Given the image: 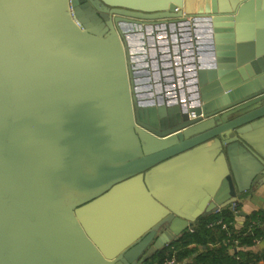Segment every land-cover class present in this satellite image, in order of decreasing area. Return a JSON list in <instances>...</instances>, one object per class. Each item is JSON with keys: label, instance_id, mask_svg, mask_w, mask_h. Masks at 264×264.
<instances>
[{"label": "water", "instance_id": "water-1", "mask_svg": "<svg viewBox=\"0 0 264 264\" xmlns=\"http://www.w3.org/2000/svg\"><path fill=\"white\" fill-rule=\"evenodd\" d=\"M263 128L264 0H0V264L147 261L264 184Z\"/></svg>", "mask_w": 264, "mask_h": 264}, {"label": "trees", "instance_id": "trees-1", "mask_svg": "<svg viewBox=\"0 0 264 264\" xmlns=\"http://www.w3.org/2000/svg\"><path fill=\"white\" fill-rule=\"evenodd\" d=\"M234 215L231 209L225 207L201 217L191 230L183 231L177 239L158 250L144 264H162L165 258L171 257H175L177 264H257L264 253L244 250V247L253 245L256 239L263 236L259 224H253L248 230L252 221L260 222V216L258 213L247 215L242 224H237L234 222ZM216 219L229 224V231L220 229L218 225L207 226ZM234 247L241 248L235 251Z\"/></svg>", "mask_w": 264, "mask_h": 264}, {"label": "crops", "instance_id": "crops-1", "mask_svg": "<svg viewBox=\"0 0 264 264\" xmlns=\"http://www.w3.org/2000/svg\"><path fill=\"white\" fill-rule=\"evenodd\" d=\"M158 39H159L158 40L159 43L149 44L148 50L151 49L156 52V49L161 47L166 52L164 56H167V58L165 57L164 61L162 62H164L165 67L169 65L173 68L171 74L167 73V75L165 76L167 81L169 82V84L165 86L170 87L176 85V75L173 70L174 67L176 66L175 64L176 52L174 48L176 49L177 43L175 40L172 41L167 33L160 34ZM156 57L157 54L155 57H153V59H156ZM253 141L256 142L257 145L261 147V149L264 150V128L259 130L258 133L253 135ZM220 169H221L220 162L218 159L214 158L213 154L210 153L202 154L198 157L193 158L192 160H188L182 163L181 166L178 167L176 170L174 169L165 172V174L162 175L161 181L166 183L171 188L180 187L183 189L186 187L187 188L192 187L194 186V184H198L204 189H215L222 177V173ZM237 204H238V213L234 215V222L237 224H242L244 218L247 215L258 213V215L260 216V222H257V224H259L263 230V236L259 239H256L253 245L248 246L246 248L244 247V250H249L251 252H256V253L257 252L264 253V184L261 186L252 187L249 190L245 191L242 195L238 197ZM240 211H244L246 215L245 216L240 215L239 214ZM208 215L202 217H206ZM196 222H194L191 225V227H193ZM238 248L241 247H234L235 251ZM232 250L233 249L231 247L230 252H232ZM144 263L145 262L141 264ZM257 264H264V256L259 261H257Z\"/></svg>", "mask_w": 264, "mask_h": 264}, {"label": "built area", "instance_id": "built-area-1", "mask_svg": "<svg viewBox=\"0 0 264 264\" xmlns=\"http://www.w3.org/2000/svg\"><path fill=\"white\" fill-rule=\"evenodd\" d=\"M236 205L237 203H233L229 206H227L229 209H231V211H233L234 214L238 213V209H236ZM253 224H257V222L252 221L251 225H249L248 230H250L253 227ZM218 225L220 227V229L225 230V231H229V224H227L226 222L222 221L221 219H216L210 223L207 224V226L209 227H213ZM193 227H189L188 229L191 230ZM234 243H237L236 240L233 241ZM162 264H177V261L175 260V257H171V258H165L162 262Z\"/></svg>", "mask_w": 264, "mask_h": 264}]
</instances>
